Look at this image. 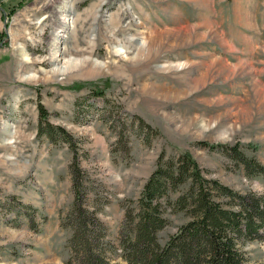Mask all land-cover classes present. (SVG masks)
Listing matches in <instances>:
<instances>
[{
	"label": "rangeland",
	"instance_id": "1",
	"mask_svg": "<svg viewBox=\"0 0 264 264\" xmlns=\"http://www.w3.org/2000/svg\"><path fill=\"white\" fill-rule=\"evenodd\" d=\"M85 56L105 66L55 71ZM39 103L70 137L39 134ZM73 149L81 203L106 227L89 239L112 263L162 156L190 152L225 206L240 199L219 186L264 197V0H0V264L71 256ZM189 178L166 185L161 245L193 217L176 202ZM260 234L234 235L250 264Z\"/></svg>",
	"mask_w": 264,
	"mask_h": 264
},
{
	"label": "trees",
	"instance_id": "2",
	"mask_svg": "<svg viewBox=\"0 0 264 264\" xmlns=\"http://www.w3.org/2000/svg\"><path fill=\"white\" fill-rule=\"evenodd\" d=\"M39 113V134L45 133L52 141L56 140L55 134L58 133L70 137L64 128L50 122H47V128L44 127L48 110L41 103ZM66 141L69 142L67 138ZM73 150L76 177L74 212L79 225L73 229L70 239L73 252L65 264H73V259L76 264H121L112 263L106 257L104 249L98 248L100 246L94 248L89 239L90 233L93 239L98 240L99 235L106 233V227L98 216L102 206L89 210L81 203L83 192L79 178L82 170L77 167L76 149ZM160 159L159 167L151 174L138 198L137 212L134 216L132 213L128 214L131 218L129 230L120 233L126 264H250L237 245L234 235H261L260 232L264 230V197L256 193L242 196L229 187L219 186L218 189H222L224 194L240 199L237 209L225 206L215 198L208 186L209 180L204 178L199 164L190 152L180 155L176 163L171 159L168 165L162 163L164 156ZM190 176L192 182L188 196H180L176 198V202L183 206L191 199L195 211L193 217L165 245H161L158 232L167 223L160 210L166 185L168 182L174 185L188 182ZM213 183L217 187L218 182ZM95 227L99 228V234L94 230Z\"/></svg>",
	"mask_w": 264,
	"mask_h": 264
},
{
	"label": "bare ground",
	"instance_id": "3",
	"mask_svg": "<svg viewBox=\"0 0 264 264\" xmlns=\"http://www.w3.org/2000/svg\"><path fill=\"white\" fill-rule=\"evenodd\" d=\"M70 27H73V24L70 23L69 25ZM114 26V21L112 20L109 23H106L103 27H112ZM93 41V40H92ZM80 45V43L78 44V46ZM116 52L120 53L123 55V57H128L123 50L121 49H117ZM104 63L98 61L97 59H94L92 57H79V58H70L67 59L65 61V65L62 68H58L55 71H58L60 73H64V72H70V71H76L78 69L81 68V70L83 71V69L85 70V73H93L96 70H102V68L104 67ZM35 77V76H34Z\"/></svg>",
	"mask_w": 264,
	"mask_h": 264
},
{
	"label": "water",
	"instance_id": "4",
	"mask_svg": "<svg viewBox=\"0 0 264 264\" xmlns=\"http://www.w3.org/2000/svg\"><path fill=\"white\" fill-rule=\"evenodd\" d=\"M6 27V26H5Z\"/></svg>",
	"mask_w": 264,
	"mask_h": 264
}]
</instances>
